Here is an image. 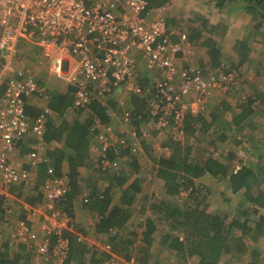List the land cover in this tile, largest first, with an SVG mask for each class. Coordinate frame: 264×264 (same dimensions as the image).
Wrapping results in <instances>:
<instances>
[{
	"label": "built area",
	"instance_id": "1",
	"mask_svg": "<svg viewBox=\"0 0 264 264\" xmlns=\"http://www.w3.org/2000/svg\"><path fill=\"white\" fill-rule=\"evenodd\" d=\"M164 8L151 6L149 0H0V76L5 82L0 96V201L7 205L11 187L30 175L13 158L19 153V144L28 136L41 141L31 145L26 163L36 167L42 161H51L43 153V137L53 110L46 106L33 118L27 109L29 98L36 94L48 98V93L31 71L13 66L22 43L34 44L46 56L54 57L55 72L67 74L66 79L76 88L69 108L74 111L93 99L91 81H98V87H104L100 94L105 99H111L118 90L145 96L140 84L142 69L156 72L160 78L152 86L147 113L155 119L157 129L171 128L170 138L174 143L184 140L188 116L206 114L216 93L226 94L234 89L238 76L233 71L218 69L206 74L200 65H179L177 59L185 53L188 35L179 32V40H173L174 32L169 28ZM65 60L72 66L70 72L64 68ZM242 100L248 99L243 96ZM119 102L124 105L123 100ZM107 112L114 117L115 111L107 107ZM119 115L124 123L134 121L131 109ZM90 131L95 136L92 153L103 172L119 171L117 158L109 155L111 150L143 152L138 141L130 143L125 131H117L112 122L94 119ZM132 134L137 137L136 131ZM165 149L169 151L168 147ZM48 174L42 187L44 200L27 207L30 218L20 220L17 227L26 241L35 242L38 236L32 228L31 216L39 217L43 211L49 213L48 227L42 233L46 239L36 249L42 254L52 251L58 259L62 258V264L70 252V239L63 233L72 229L74 219L67 212H60L58 204L70 190V179L66 175L57 176L53 166ZM89 201V193H84V202ZM112 231L115 232L111 229L108 233L111 237ZM53 235L59 239L55 244H51ZM105 250L110 252V244ZM108 254L110 257L103 264H109L108 261L117 264V256ZM130 263L137 264L134 258Z\"/></svg>",
	"mask_w": 264,
	"mask_h": 264
},
{
	"label": "rangeland",
	"instance_id": "2",
	"mask_svg": "<svg viewBox=\"0 0 264 264\" xmlns=\"http://www.w3.org/2000/svg\"><path fill=\"white\" fill-rule=\"evenodd\" d=\"M156 5L155 7H157ZM158 6L165 7L164 14L167 18L171 31L186 32L188 35H190L195 31L196 28L201 27V24L205 22L204 20H208L207 23L209 28L213 26L216 27V32L214 33L213 37L217 41L218 46L223 49L221 57L223 61L221 67L216 68L212 67L210 63L206 64L205 55L207 57L209 56L207 50H204L205 48L203 47H198V45L194 43L191 45L192 48L190 46L191 51L188 53L192 59L186 60L185 58L183 60L185 62H191L189 64L203 65L211 72L218 69L233 72L236 71L238 76L237 85L234 87V89L227 92L226 94L224 92L216 93L214 95V100H212L208 105V112L205 115V117H208L210 115L209 113L212 112H217L221 115L220 111L225 106H230L228 112L220 116L219 123L225 126H227V123H229V125L232 124L233 115L238 113L239 108L243 103L242 97L245 96L247 99H250L255 97L253 95L256 91L264 92V20L262 21L260 29H255V26L258 24L260 18L257 17L256 19L251 14H249L245 9L244 4L240 1L228 2L224 6H219L213 0H162V3H160ZM206 36H208L207 33H205L204 37ZM247 38L249 39L250 43V57L249 60L243 65H239L240 57L237 53L238 42ZM141 56L142 55H140V57ZM13 66L16 69L22 68L33 72L37 79L42 81V83L45 85V91H47L49 94H51V91L54 92L56 89L61 90L63 87L68 90V86L71 85L69 84V81L65 79L67 74L58 75L55 72L54 57L46 56L45 51L34 44L22 43L20 45V49L14 58ZM64 68L70 72V69H67L66 67V63ZM143 72H145L144 79L145 77L147 78V82L143 85L141 84L144 87L145 96H138V100L130 97L129 101L133 98L132 106L139 105L142 106L145 111H147L149 107L148 103L153 94L152 86L154 82L160 78V75H156V72L152 73L150 71H145V69H142V73ZM89 88L93 93V99H91L87 106L70 112L73 113L71 116L77 115L78 118L81 117L83 121L87 119L89 121H93L94 119L96 120L100 118L95 113V110H93V105L95 103L104 108L108 107L111 112H114V110H119V114L122 112L120 111L121 109H119V107L116 108L111 105L110 98L105 99L104 96L100 94V91L103 90L104 87L102 85L101 87H98V81H91ZM120 95L121 93H119L117 96ZM38 101L42 104L45 103V101L40 98ZM117 102H119V100ZM260 103L261 102L258 101L256 104V109L259 110V113L247 119V125H244L245 128L243 130L237 131L233 126H228V128H225L228 134L226 141H223L222 138H218L217 133L214 129H212L213 131L211 130L206 134L197 131L193 136H188V132H186L183 142L186 141L187 143L189 142L192 144H196L197 142L200 143V146H205V148H207L209 154H213L214 157L222 162H227L230 153L234 152L236 157L232 163H236L237 165H240V161L252 163L256 166L258 171L259 164L264 166V154L263 156L260 155V157L259 152H257L255 149L261 144L260 138H262L264 135V108ZM119 114L116 115L113 113L115 117L114 121H112L113 126L117 131H125V137L129 138L130 143H132V140L133 142L138 141L143 148V152L136 151L132 154L129 153V160H127L125 163V171H127L126 173L129 175L128 184H130L136 178L141 177L142 179L140 181L142 182V191L139 195V200H142V210L140 209L135 211V214L130 219L125 229L119 232V234L121 233L122 236L118 237V247L116 249L114 248L115 245L113 246L110 240L111 236L109 234L106 233L102 236L96 232L94 226L95 218L89 211V208L86 205L87 203L84 202V193H88L86 189H83L82 192L73 196L70 204H64L62 206H59L58 204V207L60 212H67L74 219L72 229L69 228L71 230L67 229L63 233L65 237H68L66 235L69 233L74 235L78 240H80L81 246H87V250L89 249L90 253L93 252L94 248L99 247L101 249V259L106 258L105 249L107 248V245L110 244V252L117 256V264H132L130 263L132 258L136 260L137 264H142L137 259L138 247L143 243L141 235L143 228L141 227V223H143L144 220L149 216L153 219H157L156 215L153 213V208L156 204H158V202L161 201V199H166L167 197L164 188V182L157 176V169H155L156 163L160 157H168L170 155V153H168V149H165L164 147L170 146L171 150V146L174 144V142L170 138L172 131L171 128L157 129L155 124L153 127V122L155 119L150 117L148 113V120H142L141 118V121L138 125L124 123ZM170 119H172L171 116ZM249 121H252V125L249 124ZM156 129L160 132H157ZM131 131L137 132L136 138L133 136ZM139 133H141V135H139ZM91 135L93 138V134ZM211 138L215 139L216 142L209 143L208 139ZM26 156L27 154L25 157L20 158L19 162L24 161V163H26ZM93 158V164L90 165V167L82 170L83 173L80 177V182L83 188L84 186L93 187L94 184L97 183V181H99V179L102 177V174L99 172L98 168L94 166V163H96V156L94 154ZM133 158L138 162L139 165L137 167V171L132 170V167H130ZM33 185H35V183L33 184L32 181L28 186L31 187ZM225 186L226 184L216 180L215 178L204 176L196 179V187L199 190H196L197 193L194 196L190 195L191 192L189 193V191H186L188 196H180L177 198V200L178 203L182 205H184V203H188V205L195 207L198 203H200V207L203 210L221 214H225L224 212H226L230 215H233L237 210L236 207L243 199L242 192L237 194L232 193V191L226 189ZM261 188L264 189V180L261 183ZM116 191L119 190L115 189V198L118 195ZM26 195L24 194V197H19L17 194L14 196L11 193V197L7 205L6 203L4 204V201H1L4 213L0 214V251L5 250V242H9V253L11 255H14L16 252H21L23 255H25L26 252L19 249V247L21 248L22 245H27L25 249L28 251V249L32 247V244H34L33 248H35V250H32L29 257L24 258L23 256V259H21L19 264H61L60 260L62 258L58 259V256H54L52 251L48 254H42L40 251H38V249H36V246L38 248V245L43 242V239H46V234L43 235L42 233L44 229L48 227L49 217L47 218V216H49V213H45V211H43L39 217L31 216V221L33 224L32 228L35 233L37 232L36 235L38 236L35 242L30 243L29 240V242L26 241L25 236L20 235L17 227L18 222L20 220H24V218H26V220H29L30 218V213L28 211L25 212L26 216L22 218L24 211L22 210V203L20 199L22 200L26 197ZM117 198L115 200H117ZM157 223L160 228V233H156V237L159 240L161 233L169 231V224L161 222L160 220H157ZM115 232H113V237L118 236H116ZM78 235L84 239H79ZM127 236L130 239L136 236L134 239L136 241V245H133L132 247L129 246L128 251L125 248L126 242L121 240ZM58 241L59 239H57V242ZM248 243L249 250L246 253H243L241 256L237 257L224 255L220 264H249L254 259V250L258 251V253L255 254V258L257 256V259H260L259 264H264V260L262 258L264 256V237L261 238L257 243L249 239ZM157 244L158 243H155V246H153V250L155 251L154 255L161 253L158 251L159 246ZM103 252L104 254H102ZM128 254H130V257L126 256ZM168 256L171 257L173 255H167L166 257H162V259H166ZM174 257L176 256L174 255ZM104 261H102L101 264H103ZM153 261L151 264H153ZM108 262L109 264L112 263V261ZM163 264H165V262H163ZM188 264H198V259L195 257L191 258Z\"/></svg>",
	"mask_w": 264,
	"mask_h": 264
},
{
	"label": "trees",
	"instance_id": "3",
	"mask_svg": "<svg viewBox=\"0 0 264 264\" xmlns=\"http://www.w3.org/2000/svg\"><path fill=\"white\" fill-rule=\"evenodd\" d=\"M213 1L219 6H224L228 2H242L249 14L256 19L257 17L260 18L255 26V29H260L264 20V0ZM150 3L152 4L151 6L159 5L162 0H150ZM204 21L200 28H196L189 35V40L198 45V47L205 48L204 50H207L212 67L219 68L223 60L221 58V48L213 37L216 27L209 28L208 20ZM205 33L208 36L204 37ZM237 53L240 57L239 65H243L249 60L250 43L248 38L238 42ZM256 92L253 95L255 97L243 101L238 113L233 115L232 124L230 125L227 123V126H225L219 123L220 116L228 112L230 106H225L220 111L221 115L217 112H212L209 113L208 117H205L206 114H201L197 117L188 116L186 121L188 136L195 135L197 131L206 134L214 129L218 138L226 141L228 134L225 128L233 126L237 131L243 130L245 128L244 125H247V119L259 113V110L256 109L258 101L261 102L260 104L264 108V92ZM135 100L138 99L135 98ZM69 102L70 97L61 98L59 96L55 101L51 98L50 105L53 109L61 112V109L66 108ZM27 109L33 118L39 113V110L32 105L28 104ZM93 109L101 119L108 121L107 108L95 103ZM131 110L135 122L139 123L141 118L142 120H148L147 111L142 106L136 105ZM47 124L46 141L48 143L53 141L60 142L63 147L47 154L51 161L41 163L39 170L41 179H39L38 183L40 184L44 181L50 166H53L55 174L60 176L62 161L66 158L70 166V190L65 199L59 202V206L68 205L73 196L83 191L84 188L80 182L82 170L90 167L94 159L89 154L90 140L92 138V133L90 132L91 121L87 119L75 121L71 124L61 121V124L55 127V124L53 122L49 123L48 119ZM249 124L252 125V121H249ZM208 141L209 143L216 142L212 138L208 139ZM260 141L261 144L255 149L259 152V156H263L264 135L260 138ZM166 147L169 148L168 153L170 155L168 157H160L157 160L155 169H157L158 178L164 182L167 197L166 199H161L155 206L153 205V213L157 219L149 216L141 223L143 243L138 247V261L142 264H151L154 259L153 264H163V262L165 264H188L190 259L195 257L198 259V264H220L224 255L237 257L246 253L249 250V239L257 241L264 236V189L261 188V183L264 180V166L259 164L257 171L256 166L252 163L245 161H240V165L232 163L236 157L234 152L230 153L227 162H222L214 157L213 154H209L207 148L200 146L198 142L196 144L187 143L186 141L177 142L171 146V150L170 146ZM109 155L114 159L130 157L129 151L123 149L119 152L111 150ZM95 162L94 166L99 167V161L95 159ZM138 166V162L133 158L130 167H132V170L137 171ZM126 172L122 169L120 173L111 178L109 187L101 194L98 193L97 188H91L89 193L90 201L86 204L92 215L98 217L94 224L97 233L108 234L111 229L116 230V236H118L110 238L113 246L115 245V249L118 247V237L122 236L119 232L125 229L135 211L142 208V200H139V195L142 191V182H140L142 179L141 177L136 178L128 184L129 175ZM206 175L212 176L226 184V189L231 190L232 193L242 192L243 199L236 207L237 210L233 215L226 212L221 214L203 210L200 207V203L195 207L188 205V203H184V205L178 203L177 198L180 197L184 190L190 191L192 189L190 195L194 196L199 190L196 187V179ZM115 189L119 190L117 191V200L112 195V191L114 193ZM21 190L20 188L19 191ZM41 198L37 194L31 195L27 200L36 204L41 201ZM1 204L0 214L4 213L3 205ZM157 220L169 224V231L161 233L159 240L156 237V233H160ZM66 236L70 238L71 246L69 257L62 264H88V262L90 264H101L104 260L100 258L101 249L94 248L93 252L90 253L86 246H81L80 240L74 235L69 233ZM135 237L132 239L128 236L126 238L121 237V240L126 242L125 248L127 251L129 246L136 245ZM51 240V244L56 243L57 236L53 235ZM5 243V250L0 251V264H19L23 256L27 258L32 250H35V248L30 247L27 251L25 249L27 245H22L20 249L26 252L25 255L21 252L11 255L9 253V242ZM155 243H158L160 254L154 255L153 246H155ZM87 252L91 254L89 261L85 260ZM253 252L254 259L249 264H259L260 259H257V256L255 258L257 250ZM167 255L173 256L162 259V257ZM126 256L130 257V254ZM105 257L107 259L110 255L105 252Z\"/></svg>",
	"mask_w": 264,
	"mask_h": 264
},
{
	"label": "crops",
	"instance_id": "4",
	"mask_svg": "<svg viewBox=\"0 0 264 264\" xmlns=\"http://www.w3.org/2000/svg\"><path fill=\"white\" fill-rule=\"evenodd\" d=\"M160 5V4H159ZM154 7H155V5H153ZM156 6H158V5H156ZM174 32V35H173V40H175V41H178L179 40V35H178V33L179 32H177V31H173ZM186 33V32H185ZM188 35V34H187ZM191 45H193V43L189 40V35H188V41L185 43V53L184 54H180L179 55V58L177 59V62L179 63V65L180 66H182V67H184V66H186V65H189V63H191V62H185L183 59H185L186 58V60H189V59H192L189 55H188V53L191 51V48H192V46ZM190 46H191V48H190ZM223 49H221V51H222ZM205 57H206V59H205V62H206V64H208V63H210V65H211V60H210V57L208 56H206L205 55ZM66 59H69V56H66ZM72 62H74V59H70ZM66 62V67H67V69H71L72 68V66H68V64H69V60H65ZM201 67H203L204 69H205V73L207 74L208 72H209V70H208V68L207 67H205V66H203V65H200ZM212 66V65H211ZM33 73V72H32ZM145 72H143L142 73V78H141V81H140V84H145L146 82H147V78L145 77V79H144V76H145V74H144ZM34 74V73H33ZM35 75V74H34ZM35 77H36V75H35ZM37 78V77H36ZM65 79H66V77H65ZM0 82L2 83L3 82V84H1L0 83V96L3 94V91H4V87H5V82H4V78L3 77H1L0 76ZM68 80V79H67ZM38 81H40V80H38ZM40 83V85H41V87H42V89L45 91L46 89H45V85L42 83V81H40L39 82ZM68 83V82H67ZM69 84H71V85H69L68 87V90H66V88L65 87H63V89H61V90H59V89H56L54 92H52L51 91V94H49L48 92V98H44V97H41V96H39L38 94H36V95H34L33 97H31V98H29L28 99V104L29 105H32L33 107H36L38 110H39V113L41 112V110H43V108L44 107H46V106H50L51 107V105H50V101H51V98H53V100L55 101V99L57 98V97H61V98H63V97H66L67 96V98H69L70 97V102L67 104V106H66V108H62L61 109V112H59L57 109H53V107H51L52 108V114H50V116H49V123H51V122H53V124H55L54 126L55 127H57L59 124H61V121H63V123L64 122H68V123H73V122H75V121H83V119L81 118V117H79L78 118V116L76 115H74V116H71L73 113H70V112H73L74 110H70L69 108H70V105L73 103V101H74V98H75V86H73V84L72 83H70L69 82ZM4 87H3V86ZM47 87V86H46ZM119 93H121V95L120 96H117V95H119ZM135 96V97H134ZM121 97V98H120ZM130 97H133V98H137L138 96L137 95H132V94H127V93H125L123 90H119L118 91V93L116 94V95H114L111 99H110V103H111V105L112 106H114V107H119V109H121L120 111H123V110H125V109H134V107H135V105L134 106H132V101H133V98L129 101V99H130ZM43 99L44 101H45V103H40L39 101H38V99ZM115 98V99H114ZM113 99V100H112ZM118 100H123V102H124V105L123 106H121V104H120V102H117ZM125 100V101H124ZM214 100V99H213ZM211 103V102H210ZM94 110V109H93ZM115 111V110H114ZM118 111L119 110H116L115 111V114L116 115H118L119 113H118ZM38 113V114H39ZM69 115V116H68ZM107 118H108V121H105V120H103L102 119V121L103 122H105V123H107V122H112V121H114V119H115V117H113L112 115H110L109 113H107ZM132 124H135V125H138L139 123L138 122H135V121H133V122H131ZM130 123V124H131ZM91 124H92V121H91ZM91 124H90V127H91ZM149 126H152V125H149ZM154 127V126H153ZM155 129V128H154ZM156 131H158L157 129H156ZM91 132V131H90ZM95 138V136H94V134H93V138H91V140H90V147H89V154L91 155V158H93V154H92V144L94 143V139ZM30 140V141H29ZM39 138H37L36 136H33V135H31V136H28L23 142H21L20 144H19V153L17 154V155H15V156H13V158H14V160H16L17 162H18V164H20L23 168H27L28 170H29V172H30V175H29V177L25 180V181H23V182H21V183H18V184H16V185H13L12 187H11V193L14 195V196H16V194L19 196V197H24V194L26 195V197L25 198H23L22 200L20 199V201H21V207H22V210L24 211V215L22 216V218H24L25 216H26V214H25V212L27 211V207H31V206H33V205H35L34 203H31V202H29L27 199L29 198V197H31V195H40L42 198H41V201H39L38 203H40V202H42L43 200H44V194H43V185H44V183H45V180L49 177V175L47 174L46 175V177H45V179H44V181L42 182V183H38L39 182V179H41V177H40V173H39V170H40V165H41V163H43V162H45V161H42L38 166H36V167H32L31 165H29V164H27V163H24V161H22V162H19V159L20 158H23V157H25V155L26 154H28L29 153V151H30V149H31V145H33V144H35V143H37V142H39ZM41 141V140H40ZM43 141L45 142V148H44V155H46L47 156V154H50V152L51 151H54V150H57V149H59V148H61L62 149V147H63V144L62 143H60V142H57V141H53V142H50V143H48L47 141H46V139H45V134H44V137H43ZM31 143H33V144H31ZM68 151V150H67ZM130 154H132L131 152H129ZM122 159H123V163H122ZM122 159H117L118 160V164H119V166H120V168H119V171L117 170V171H110V172H103L99 167H97L98 168V170H99V172L102 174V177L99 179V181H97V183H95L94 184V186L93 187H85L84 186V190L86 189V191H88V193H90L91 192V188H97L98 189V193L99 194H101V193H103L104 191H106V189L109 187V185H110V183H111V178H113L115 175H117L118 173H120V171L123 169L124 171H125V163L127 162V160H128V157H125V158H122ZM92 164H93V160H92ZM60 170H61V174L60 175H66L67 177H69V179H70V166H69V161L66 159V158H64V160L62 161V165H61V168H60ZM207 176V175H206ZM40 177V178H39ZM208 177H212V176H208ZM213 178V177H212ZM33 181V184L35 183V185H33V186H28L31 182ZM38 183V186L35 188V186H36V184ZM22 189L21 191H20V194H19V189ZM17 190H18V192H17ZM186 191H188V190H186ZM186 191L184 190L182 193H186ZM116 193H118L117 191H116ZM115 193H113V191H112V195H114ZM1 204V203H0ZM37 204V203H36ZM2 205V204H1ZM1 209V208H0ZM3 209V208H2ZM94 216V215H93ZM95 218V221H96V218L98 219V217H94ZM26 218H24V220H25ZM95 224V223H94ZM100 234V233H99ZM106 233H104V234H100V235H105ZM264 236H262L261 238H263ZM260 238V239H261ZM260 239L259 240H257V241H254L255 243H257V242H259L260 241ZM248 245H249V243H248ZM21 246V245H20ZM18 247H19V244H18ZM22 247V246H21ZM87 247V246H86ZM19 249H20V247H19ZM254 249H257V248H254ZM89 250V249H88ZM90 252V251H89ZM257 253H258V251H257ZM90 253H88L87 252V254H86V256H85V260H87V261H89L90 260ZM264 257V256H263ZM262 257V258H263ZM88 264H90L89 262H88Z\"/></svg>",
	"mask_w": 264,
	"mask_h": 264
}]
</instances>
